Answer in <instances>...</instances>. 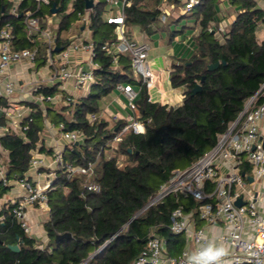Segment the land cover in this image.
Instances as JSON below:
<instances>
[{
  "label": "trees",
  "instance_id": "trees-1",
  "mask_svg": "<svg viewBox=\"0 0 264 264\" xmlns=\"http://www.w3.org/2000/svg\"><path fill=\"white\" fill-rule=\"evenodd\" d=\"M94 1L97 3L90 13V29L95 61L100 67L94 71L95 82L90 91L67 104L47 102L42 107L28 103L34 109L29 129L23 135L6 131L0 136V159L7 165L9 180L25 176L34 151L53 153L41 139L47 120L59 131L84 133L81 143L66 147L63 158L74 166L92 162L94 173L90 177L76 174L69 179L63 169L57 171L48 193L50 215L44 225L48 243L44 247L22 230L12 213L13 205H5L0 211V264H135L152 235L166 241L170 256L180 255L185 243L181 235L170 230L171 213L183 207L197 215L199 207L208 201L170 196L140 212L175 170L191 166L215 147L219 135L237 120L264 82V40L257 37L259 25H264V8L258 0H230L239 11L227 31H223L222 39L216 35L220 1L198 0L190 10L197 11L192 16L200 28L196 49L189 58L171 63V85L183 88V103L171 107L151 102L148 89L142 86L137 107L146 132L127 133L109 158L106 153L117 135L116 129L120 131L126 121L114 120L111 124L104 117L92 120L91 116L103 111L102 99L119 84H133L136 80L127 72L132 67L129 54H121L115 65L113 57L102 50L106 43L116 42V25L104 20L108 1ZM189 1L133 0L125 14L127 31L135 26L149 37L164 32L173 39L184 33L186 26L180 31L172 30V26L186 15L167 24L162 21L163 8L166 3L185 7ZM71 2L73 10L67 13ZM54 4L59 9L57 14L62 15L57 44L67 47L74 38H65L63 33L72 29L71 17L76 20L79 12H86V0H51L40 15H54ZM34 8V0H25L20 13ZM10 10L9 0H0V31L10 23L15 48H32L23 18L11 15ZM79 28L80 35L82 26ZM40 48L37 68L44 66L46 60L45 47ZM216 62L220 66L209 71L208 65ZM198 84L202 91L193 94ZM60 91L58 85L41 86L37 93L54 96ZM0 105H7L6 100L0 98ZM0 125L6 126L3 117ZM250 171L248 164L241 168V173ZM89 182L100 185L101 191H87ZM10 188L0 184V198ZM65 233H70L71 238L56 241ZM8 245H18L20 252L11 251Z\"/></svg>",
  "mask_w": 264,
  "mask_h": 264
},
{
  "label": "built area",
  "instance_id": "built-area-1",
  "mask_svg": "<svg viewBox=\"0 0 264 264\" xmlns=\"http://www.w3.org/2000/svg\"><path fill=\"white\" fill-rule=\"evenodd\" d=\"M108 11L104 20L108 24H115V43H106L102 50L113 57L115 65L121 54H130L136 73L140 76L141 85L149 90L155 86L156 75L148 61L150 46L145 42H137L127 36L125 24L126 9L132 5L133 0H107ZM11 15L21 16L26 28L27 38L33 44L32 48H15L13 26L9 23L0 31V98L6 100L7 105H0V117L6 121V126L0 125V136L6 131L23 135L29 129L34 109L30 105H17L12 98L17 93L27 94L33 98V103L44 105L45 103H70L78 97L64 93V97L45 96L38 94L41 86H46L37 78L39 68L36 63L41 51L40 46L45 47V68L51 73L49 83L51 87L62 85L70 80L75 82L78 89L88 93L95 82V69L99 64L95 61L96 52L90 29L91 11L79 12L82 26L81 32L67 47H59L57 44V30L53 27L54 16H41L40 12L45 6L50 5L51 0H34V10L20 13V7L25 0H9ZM96 4V1H94ZM198 0H190L183 8L182 13L191 10ZM73 10V2L69 4L67 13ZM116 10L117 13H113ZM173 5L165 4L162 13V21L167 22L170 11H174ZM56 48H62L56 52ZM76 52L87 53L89 69L84 70L74 67L72 55ZM20 66L18 73H13L12 67ZM49 87V86H48ZM61 90V92H62ZM125 94L126 107L131 111L126 124L109 145L113 152L117 144L129 133L145 134L146 126L141 120V114L137 107L140 90H136L133 84H119L116 88ZM98 115H92L95 120ZM64 129V126H60ZM68 145L81 143L85 136L81 131H60ZM109 151V150H108ZM107 151V152H108ZM112 157V154L108 156ZM244 164L251 167V174L242 176L241 168ZM44 171L46 174L43 182H33L29 178L31 170ZM63 169L72 178L76 174L92 176L94 163L74 166L64 161L63 152L56 151L52 162L48 163L40 157L39 150L32 154L30 168L23 178L9 180L7 178V165L0 159V184L10 186L12 181L20 187L22 194L12 202V213L22 230L28 235L32 233V227L28 220V211L38 207L50 212L48 193L51 190L57 171ZM47 170H50L47 172ZM254 179L253 183L260 186L264 181V82L259 91L246 103L244 110L237 120L230 125L228 130L219 135L218 142L213 149L201 157L198 161L185 169L175 170L170 179L162 184L157 193L140 212L163 202L170 196H185L196 201H208L202 204L197 215L194 212H186L183 207L175 209L170 216V230L175 235H183L187 244L192 242L195 249L201 243L211 239L223 244L228 249V256L224 264H264V191L251 189L247 177ZM87 191L100 192L101 187L97 183L89 182L85 186ZM241 199L243 204L238 206L236 202ZM205 221L209 225L221 223L223 229L219 233L210 232L207 228L197 227L198 221ZM191 249L186 246L178 256H170L166 241L152 235L146 248L142 251L135 264H185V255Z\"/></svg>",
  "mask_w": 264,
  "mask_h": 264
},
{
  "label": "crops",
  "instance_id": "crops-1",
  "mask_svg": "<svg viewBox=\"0 0 264 264\" xmlns=\"http://www.w3.org/2000/svg\"><path fill=\"white\" fill-rule=\"evenodd\" d=\"M185 1V0H184ZM220 4L217 6V10H218V15H217V19L219 21L218 25H216L217 27V35H219V33L224 30V27L227 26V24L229 23V25L232 23V21L234 20V18L236 17V13L233 14V12H238L239 11V7L236 8L235 5H233L231 3L230 0H219ZM184 6L181 7H175L174 13L178 10L179 11V17L180 16H192L189 15L192 13V11H187L186 13H182ZM225 10L227 11V13H225ZM231 10V11H230ZM107 11H108V7H107ZM223 12V14H222ZM231 12V14H230ZM113 13H117L116 10L113 11ZM229 13V14H228ZM185 16V17H186ZM178 17V18H179ZM173 17H170L168 19V21L166 22L168 23H172ZM194 18V23L191 24L190 26H186L188 29L184 31L185 33H189V35L184 38V39H180V35H177L175 38H170V36L167 33H162V37L159 39V43L162 45V47L165 50V53L162 54L161 56H159V58L157 60H153L150 61V65L152 67V69L154 68H161V70L163 69L164 73H166L168 81L166 82V86H167V91L165 92V95L163 96V94L161 92H159L158 90H156L154 93H151V89L148 90L149 95H150V100L151 102H158L161 104H167L171 107H178L183 103L184 100V94H183V88H173V86L171 85V81H170V74L172 72V68H171V63L172 61H176L182 58H189L195 51L196 49V37L198 36L199 32H200V28L197 24V21ZM177 19V17L175 18ZM176 27L172 26V30L175 29ZM187 31V32H186ZM141 33V32H140ZM142 35V39L141 41L136 40L137 42H145L147 43V39H148V35L141 33ZM188 38V39H187ZM179 46L183 47V49L179 50ZM88 54L87 53H81V52H76L72 55V65L74 67H80L83 68L84 70H88L89 69V60H88ZM39 72L37 75V78L41 81L42 84L51 87L50 83H49V79H50V71L48 69L45 68V66H42L41 68H39ZM12 71L13 73H18V71H20V66L19 65H14L12 67ZM134 88L137 89L136 90H140V85L138 84V86L133 85ZM63 89L62 92H64L65 94H73L77 97H80L81 95H85V91L82 89H78L75 86V82L73 80H70L66 83H64L62 85ZM141 91V90H140ZM61 92V91H60ZM113 97L110 101H108L107 103H105V106L103 108V111L98 115L99 117H104L107 121H110V119H113L115 121L118 120H122V121H126L128 120V116L131 114V111L126 107V96L123 92L121 91H117L115 90L113 93ZM140 97V95H139ZM139 99V98H138ZM12 101L14 103H16L17 105H28V103H33V98L27 94H22V93H17L13 98ZM45 105V104H44ZM43 107V105H41ZM44 133H47L48 136H43ZM61 136L60 131L58 130V128L54 127L48 120L45 122V128H44V132L41 136L42 142L45 145V147L49 150H52L53 153L52 154H48V153H42L39 151V155L40 157H43L48 163L52 162L53 160V155L56 151H64L66 149L68 145V143L66 141L62 142L61 141ZM4 155L6 156V152H4ZM29 178L31 181L33 182H43L46 174L44 173V171H37V170H31L29 172ZM11 188L10 190H8V192L0 198V211L3 209V207L5 206L6 202L7 204H12V202L15 199H18L19 196L22 194V191L20 189V187L18 186V184L14 181H12L11 183ZM13 194L15 196H13ZM1 201L4 203L2 204ZM49 215L50 212H47L43 209H40L38 207H34L32 209H30L28 211V220L31 224L32 227V233L31 236L36 238L38 240V242L41 244V247H44L47 243H48V237H47V233L45 230V223L48 221L49 219ZM223 225L221 223H218L216 225H209L207 222L205 221H198L197 222V227L200 228H207L209 229L210 232H216L219 233L221 232L223 229L222 227ZM181 238L184 239V249L186 248V246H188L191 250H193L194 245L192 242H189L187 244L186 238L185 236L181 235ZM217 242V241H216ZM219 243V242H217ZM166 248L167 251L168 246L166 243ZM183 249V250H184ZM169 253V252H168Z\"/></svg>",
  "mask_w": 264,
  "mask_h": 264
},
{
  "label": "rangeland",
  "instance_id": "rangeland-1",
  "mask_svg": "<svg viewBox=\"0 0 264 264\" xmlns=\"http://www.w3.org/2000/svg\"><path fill=\"white\" fill-rule=\"evenodd\" d=\"M258 2L260 3V5H261V7H263L264 8V3H262V2H260V0H258ZM97 3V2H96ZM236 8H237V6H236ZM231 11V10H230ZM195 12H197L196 10L195 11H193L191 14H189V15H192V14H194ZM225 13H227V11L225 10ZM237 14V12H233V14ZM170 14H171V16L170 17H173L172 18V20L174 19L175 20V18L177 17H179V11L177 10L175 13H174V11H170ZM222 14H223V12H222ZM229 14V13H228ZM230 14H231V12H230ZM54 16V29L55 30H57V23H59V21L61 20V16L62 15H60V14H55V15H53ZM71 19V21L73 22L72 24H73V27H72V29L70 30V31H68V32H64L63 33V36L65 37V38H74L73 40H75L77 37L76 36H78L79 34H77V33H79V25L82 23V19H81V17H79L78 16V19H76L75 20V18L74 17H71L70 18ZM194 23V18H193V16H186V17H184L183 19H181V21L179 22V24L178 25H174V27H176V30H178V31H180L181 29H183V27H185V26H190L191 24H193ZM228 27H229V23L227 24V26L226 27H224V32L225 31H227V29H228ZM186 30L188 29L187 27L185 28ZM216 29H217V27H216ZM187 32V31H186ZM224 32H220L219 33V35H217V37L218 38H223V33ZM178 35H180L181 37H180V39H184V38H186L188 35H189V33H185V35L184 34H182V33H179ZM127 36L130 38V39H132V40H138V41H141V40H143L142 39V35H141V33H140V30H139V28L138 27H132V29L130 28V29H128V31H127ZM162 37V33H158V34H156V35H154V36H151V37H148V39H147V44L150 46V50H149V55H148V61L150 62V61H153V60H157L158 58H159V56H161L162 54H164L165 53V50H164V48L162 47V45L159 43V39ZM257 37L259 38V40L261 41V40H264V25L262 24V25H259V28H258V30H257ZM188 39V38H187ZM184 48V46L183 47H181V46H179V50L180 49H183ZM130 55V54H129ZM130 57H131V55H130ZM130 64V63H129ZM153 71H154V73H155V75H156V80H155V86L150 90L151 91V93H154L156 90H158L159 92H161L162 94H163V96L165 95V92L167 91V86H166V82L168 81V78H167V75H166V73H164V71H163V69L161 70V68H154L153 69ZM127 72L130 74V76L131 77H133L135 80H136V83H133V85H136V86H138V84L139 85H141V83H140V81H141V79H140V76L136 73V71H135V69H134V67H133V64H132V67H130L128 70H127ZM136 89H137V87H136ZM58 95H59V97H62L63 95H64V92H58L57 93ZM64 97V96H63ZM112 97H113V94H110V95H108L107 97H105V98H103L102 99V101H101V105H102V107L104 108V106H105V103H107L108 101H110L111 99H112ZM61 104V102L59 103V104H57V105H60ZM63 104V103H62ZM65 104V103H64ZM114 122V120L113 119H110V123L111 124H114L113 123ZM59 130V129H58ZM61 134V133H60ZM43 136H48V134L47 133H44V135ZM59 137H61V141L62 142H64L65 140H64V138H63V136H62V134H61V136H59ZM107 156H110L111 154H112V156H113V152H111V150H109L107 153ZM120 165H124V163L122 162V161H120ZM50 170H47V172H49ZM252 173V171H250V173L249 174H251ZM249 188H251V189H256V188H258V189H262L263 191H264V181H261L260 182V186L257 184V183H253V184H250L249 185ZM16 195V194H15ZM14 194H13V196H15ZM1 203L3 204L4 203V201L2 202L1 201ZM5 205H8L7 204V202H6V204Z\"/></svg>",
  "mask_w": 264,
  "mask_h": 264
},
{
  "label": "clouds",
  "instance_id": "clouds-1",
  "mask_svg": "<svg viewBox=\"0 0 264 264\" xmlns=\"http://www.w3.org/2000/svg\"><path fill=\"white\" fill-rule=\"evenodd\" d=\"M228 249L214 240H207L186 253L185 264H224Z\"/></svg>",
  "mask_w": 264,
  "mask_h": 264
},
{
  "label": "water",
  "instance_id": "water-1",
  "mask_svg": "<svg viewBox=\"0 0 264 264\" xmlns=\"http://www.w3.org/2000/svg\"><path fill=\"white\" fill-rule=\"evenodd\" d=\"M95 6V3H94V0H86V9L90 10L92 9L93 7ZM59 12V9L57 8L56 4L53 5V8H52V14H57ZM62 50V48H56L55 51L56 52H60ZM220 66V62H216L214 64H210L208 65V70L209 71H215L218 67ZM205 78L202 79V82H204ZM202 91V85L201 84H198L194 90H193V94H197L199 92ZM79 143H76V145H78ZM245 172L242 173V176H245ZM247 180L249 181V183H253L254 179L252 177H247ZM236 204L238 206H241L243 204L242 200L239 199ZM65 238H71V234L70 233H65V234H62V235H59L56 239V241H59V240H62V239H65ZM8 248L13 251V252H16V253H19L20 252V247L18 245H8Z\"/></svg>",
  "mask_w": 264,
  "mask_h": 264
}]
</instances>
